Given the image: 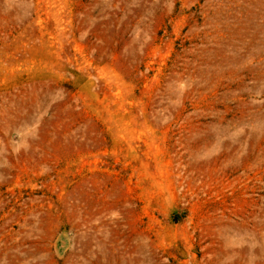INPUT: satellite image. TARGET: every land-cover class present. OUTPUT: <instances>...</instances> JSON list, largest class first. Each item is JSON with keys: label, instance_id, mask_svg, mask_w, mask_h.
Listing matches in <instances>:
<instances>
[{"label": "rangeland", "instance_id": "rangeland-1", "mask_svg": "<svg viewBox=\"0 0 264 264\" xmlns=\"http://www.w3.org/2000/svg\"><path fill=\"white\" fill-rule=\"evenodd\" d=\"M0 264H264V0H0Z\"/></svg>", "mask_w": 264, "mask_h": 264}]
</instances>
